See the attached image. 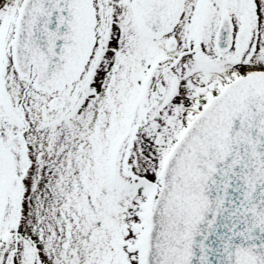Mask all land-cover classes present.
I'll use <instances>...</instances> for the list:
<instances>
[{"label":"snow or ice","instance_id":"6c2138e0","mask_svg":"<svg viewBox=\"0 0 264 264\" xmlns=\"http://www.w3.org/2000/svg\"><path fill=\"white\" fill-rule=\"evenodd\" d=\"M0 264H264V0H0Z\"/></svg>","mask_w":264,"mask_h":264}]
</instances>
